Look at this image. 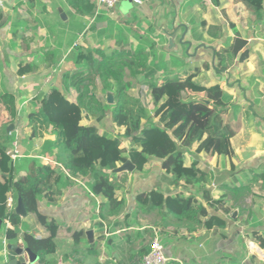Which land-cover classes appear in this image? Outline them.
I'll list each match as a JSON object with an SVG mask.
<instances>
[{
    "label": "crops",
    "instance_id": "crops-1",
    "mask_svg": "<svg viewBox=\"0 0 264 264\" xmlns=\"http://www.w3.org/2000/svg\"><path fill=\"white\" fill-rule=\"evenodd\" d=\"M218 2L215 6L212 0H141L140 4L121 0L109 12L95 16L96 0H0V190H5L4 199L12 200L13 209L17 200L11 184L26 178L33 163H54L58 151L46 144L55 140L51 128L29 121L35 100L55 88L75 102L67 77L79 65L78 50L113 53L122 47L134 51L141 45L149 54V65L162 58L169 68L173 59L176 72L200 69L195 84L222 88L225 122L235 133L230 156L198 153L196 143L184 150V165L196 163L210 176V183L173 182L163 168L166 157L144 163L143 190H127L135 168L117 173L115 212L105 198L87 189L85 177L73 179L59 195L44 193L36 201V212L19 217L18 227L0 219V264L14 257L7 245L26 247L23 234L37 240L49 237L41 219L57 225L49 264H118L114 249L124 236L132 238L137 251L149 248L155 235L164 248L166 264H264V1L259 19L233 0ZM209 26L220 28L217 38L208 32ZM236 39L245 43L243 48L226 70L216 72L215 54ZM243 51L247 54L241 57ZM138 76L146 83L148 69ZM103 83L97 79L95 90ZM199 94L185 92L183 98L202 99ZM3 96L14 101L12 110L4 109ZM91 117L83 118L80 125H94L105 133ZM120 140L126 150L133 146L131 138ZM112 174L103 172L106 179ZM150 191L189 199L201 205L207 216L176 220L165 210L139 206L138 196ZM209 217L223 225L206 228L203 223ZM7 231L16 233L17 239L8 241ZM77 231L84 232L88 245L93 244L85 250L82 263L70 255L71 234Z\"/></svg>",
    "mask_w": 264,
    "mask_h": 264
},
{
    "label": "trees",
    "instance_id": "trees-1",
    "mask_svg": "<svg viewBox=\"0 0 264 264\" xmlns=\"http://www.w3.org/2000/svg\"><path fill=\"white\" fill-rule=\"evenodd\" d=\"M212 1L213 5H219L218 0ZM263 1L233 0L234 3L242 4L255 19L261 17ZM201 27H205L204 22H201ZM208 32H212L214 38H217L220 28L209 26ZM244 44L243 41L236 39L235 43H230L219 50L215 54V71L226 70L231 64L232 57ZM148 57L149 54L145 53L141 45L134 51L122 47L113 53L78 50L76 59L79 65L67 77L68 85L76 93L75 102L69 101L63 92L55 88L49 89L35 100L34 111L29 115V121L40 127L51 128L55 140L46 144L51 148H57L58 151L54 163H33L26 178L11 184L14 199H21L26 213L36 212V201L44 193L55 192L59 195L62 188L71 185L73 179L79 176L85 177L87 189L105 198L109 210L115 212L114 185L118 174L114 173L106 179L103 172L112 173L117 164H123L127 160L135 166L136 171H140L147 160L161 161L167 157L163 168L172 175L173 182L182 181L186 186L210 183V176L200 171L196 163L186 167L182 155L186 148L195 143L197 144L195 150L198 153L204 152L221 157L232 154L230 140L235 137V133L225 122L226 104L223 90L219 85L206 88L196 85L194 78L200 72L198 68L176 72L173 59L169 68L162 58L155 59L151 65L147 64ZM125 69L129 70L132 77L148 69L146 84L152 100L150 109L126 94L128 86L124 84L122 78ZM204 69L208 70L209 66L204 65ZM156 72L159 76L154 78L153 74ZM97 79L104 81V88L114 93L113 104H100L91 94ZM108 80H113L114 83L106 84ZM185 92L200 93V98L209 101V104L198 99H184ZM1 103L5 110L14 108V101L8 96L1 97ZM95 113H98L97 118L99 115L109 113L116 127L129 126L133 146L126 150L121 147L120 137L100 134L94 125L87 127L80 125L83 118ZM9 115L12 116L13 113ZM56 163L60 164V168ZM4 191L0 190L2 205L0 219L18 227L21 224L19 216L14 210L8 212L5 208ZM137 202L142 207L165 210L176 220L192 221L207 216L201 205L180 196L164 197L157 191L138 196ZM41 220L49 232V237L37 240L31 235L23 234L22 241L38 256L41 264H49V257L55 252L53 240L56 237L57 225L46 222L45 219ZM196 222L200 224V221ZM203 225L206 228L220 227L223 222L216 217H209ZM6 236L8 241L17 239L16 233L11 231H7ZM71 236L73 240L71 258L76 263H82L85 259V250L92 248L93 244L86 243L83 231L73 232ZM82 244L87 245V248L82 247ZM133 245L132 238L124 236L121 243L115 246L114 250L119 257L118 264H141V259L149 248L136 251Z\"/></svg>",
    "mask_w": 264,
    "mask_h": 264
},
{
    "label": "rangeland",
    "instance_id": "rangeland-1",
    "mask_svg": "<svg viewBox=\"0 0 264 264\" xmlns=\"http://www.w3.org/2000/svg\"><path fill=\"white\" fill-rule=\"evenodd\" d=\"M247 54L246 51H243V53L240 55L241 57L243 55ZM127 70H123V82L128 86V89H126V94L132 98L133 100H138L145 108L150 107L151 98L149 91L147 89V84L144 82L141 76H138L137 78L131 77L128 75ZM109 81V80H108ZM111 82H106V84H110ZM97 89L95 88L92 90V94L95 96L97 101L100 104H106V97L108 93H111L113 96V103H114V93L111 91H108L103 86L97 85ZM112 103V104H113ZM111 105V104H110ZM94 116H98V113H95L90 118L92 120V123L99 122L101 125V129L105 131L106 134L112 135V136H118L123 140H129L131 138L130 129L129 126L124 125L121 128L116 127L109 116V113L99 115V120H97ZM141 171L134 172L133 177L130 179L129 183L127 184V190H143L146 189L145 185V179L143 178V175H141ZM172 176V175H171ZM173 178V177H172ZM151 185V184H150ZM135 186V187H133ZM147 244V243H145Z\"/></svg>",
    "mask_w": 264,
    "mask_h": 264
},
{
    "label": "water",
    "instance_id": "water-1",
    "mask_svg": "<svg viewBox=\"0 0 264 264\" xmlns=\"http://www.w3.org/2000/svg\"><path fill=\"white\" fill-rule=\"evenodd\" d=\"M171 44V42H170ZM187 46H190V43L187 42ZM199 101L209 104V101L204 99H199ZM107 104L113 103V96L111 93L107 94L106 97ZM135 166L129 161H125L121 166L117 167L112 173H119L121 171H133ZM14 213L19 217H26V211L23 206V203L20 198L17 199L16 206L14 208ZM235 214V212H234ZM233 217V216H232ZM1 223V220H0ZM88 235V234H87ZM6 249L13 254V258L8 262V264H41L38 256L33 253L28 247H22L19 245H7Z\"/></svg>",
    "mask_w": 264,
    "mask_h": 264
},
{
    "label": "built area",
    "instance_id": "built-area-1",
    "mask_svg": "<svg viewBox=\"0 0 264 264\" xmlns=\"http://www.w3.org/2000/svg\"><path fill=\"white\" fill-rule=\"evenodd\" d=\"M121 0H96L95 16L107 13L113 9ZM134 4H140L141 0H132ZM5 208L8 212L14 210L12 206V200L6 199ZM167 258L164 253V248L159 241L157 235H155L149 243V249L147 253L142 257L141 264H166Z\"/></svg>",
    "mask_w": 264,
    "mask_h": 264
}]
</instances>
